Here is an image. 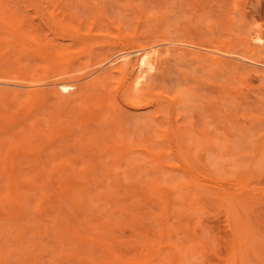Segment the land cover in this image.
Here are the masks:
<instances>
[{
    "label": "rangeland",
    "instance_id": "rangeland-1",
    "mask_svg": "<svg viewBox=\"0 0 264 264\" xmlns=\"http://www.w3.org/2000/svg\"><path fill=\"white\" fill-rule=\"evenodd\" d=\"M250 146L264 0H0V264H264Z\"/></svg>",
    "mask_w": 264,
    "mask_h": 264
},
{
    "label": "bare ground",
    "instance_id": "bare-ground-1",
    "mask_svg": "<svg viewBox=\"0 0 264 264\" xmlns=\"http://www.w3.org/2000/svg\"><path fill=\"white\" fill-rule=\"evenodd\" d=\"M262 38H263V37H262ZM194 45H195V44H194ZM197 47H198V46H197ZM198 48H199V47H198ZM164 50H167V49H164ZM167 51H168V50H167ZM158 52H159V50H157V49L154 50V49H153L152 52H151L150 54H152V55H154V54L158 55V54H159V55H160V52H159V53H158ZM163 53H164V52H163ZM166 53H167V52H166ZM166 53H165V54H166ZM169 53H170V52H169ZM169 53H168V54H169ZM156 55H155V56H156ZM159 55H158V56H159ZM166 56H167V55H166ZM104 57H105V56H104ZM104 57H103V58H104ZM166 58H167V57H166ZM210 58H212V60H214V62H217V63H222V61H223L222 58H221L220 56H213V55H211ZM148 59H149V58H148ZM148 59H147L146 61H149ZM105 60H106V58L103 59L102 61L104 62ZM161 60H162V59H161ZM99 62H100V61H99ZM103 62H102V64H103ZM115 62H116V61H115ZM100 63H101V62H100ZM100 63H99V64H100ZM112 64H113V63H112ZM145 64H146V67H148L147 65L149 64V62H148V64H147V63H145V60H144V63H142V65L144 66ZM149 65H150V64H149ZM149 68H150V67H149ZM113 69H115V68H113ZM113 69H112V70H113ZM116 69H117V68H116ZM140 69H141V67H140ZM142 69H144V67H143ZM108 70H109V69H108ZM145 70L148 71V68H146ZM141 71H142V70H141ZM99 72H100V71H99ZM104 72H106V74H107L108 71L105 70V71H103V73H100V74L94 76L93 81H92V80H91V81H92L93 83L96 82V84L99 85L97 82H98V81L100 82L101 79L104 78V76L106 75V74H104ZM137 72H138V71H137ZM142 72L145 73L144 71H142ZM142 72H141V73H142ZM97 73H98V72H97ZM146 73H148V72H146ZM146 73H145V74H146ZM134 74H135V73H134ZM143 75H144V74H143ZM133 76H134V75H133ZM135 76H136V75H135ZM138 76H139V74H138ZM144 76H145V75H144ZM144 76H143V77H144ZM146 76H147V75H146ZM130 77H131V76H130ZM141 77H142V75H141ZM141 77H140V78H141ZM138 78H139V77H138ZM138 78H137V77H135V78L133 77L131 80H129L130 82L127 83V85H128L127 88H128V90H129V91H128L129 94H130L131 92H132L131 94H133L132 97L128 98V101H129V99H131L133 102H135V103H132V101L130 102V103H132V105H134V106H135V104H137V106H139L142 102L145 101V97L142 98V99H144V100H142V99H140L142 95H140V94L138 95L137 93H133V91H132V90H134V88L136 87V85H139V84H136V83H140V82L142 81V80H139ZM144 79H145V78H143V80H144ZM103 81H104V80H103ZM79 83H80V82H79ZM74 84H75V83H74ZM77 84H78V83H77ZM88 84H90V82H89ZM91 84H92V83H91ZM102 84H103V82H102ZM135 84H136V85H135ZM100 85H101V84H100ZM91 86L93 87V88H92V87H91V88L95 90V88H94L95 85L93 86V84H92ZM64 87H65V86H62L61 88H58L56 91L53 92V94H55L56 96H60V95L63 96V95H65L66 97H68V94H71V93H73L74 91H78V90H82V89H84V88L81 89V87H80L79 84L76 85V86H73L72 88H69V89H68L67 86H66L67 89L64 88ZM69 87H71V86H69ZM43 88H44V87H43ZM43 88H41V87H40V89H35V88L33 89V88H31V90H30V89L28 90V93H29L28 95H29L30 97H32L33 99H39V100H43V99H44V100H45L46 96L49 94V92H51V90H49V89H48V90H45V89H47V88H45V89H43ZM86 88H87V87H86ZM102 88H103V87H102ZM136 88H137V87H136ZM136 88H135V89H136ZM123 90H124V89H123ZM99 92H100V91H99ZM125 92H126V91H125ZM60 93H61V94H60ZM77 93H78V92H77ZM129 94H128V95H129ZM94 96H95V95H94ZM100 96H101V95H100ZM130 96H131V95H130ZM174 96H175V97H174ZM174 96L172 97V98H173L172 101H171V100H170V101H166V102H168V103H171V106H169V104H166V106L168 105V106L170 107V108H169L170 110L173 109L172 106H173V107H175V105H178V106H179L180 103H181L180 100L178 99L180 103L175 104V103H177V100L175 101L174 98H175V99L178 98V97H177L178 95L176 94V95H174ZM128 97H129V96H128ZM142 97H143V96H142ZM90 98H91V97H90ZM172 98H171V99H172ZM135 99H139L140 102L136 101ZM180 99L183 100V98H181V96H180ZM141 100H142V101H141ZM153 100H155V99L150 100V104H151V102H152ZM182 100H181V101H182ZM98 101H99V100H98ZM174 101H175V103H174ZM147 102H148V101H147ZM153 102H154V101H153ZM153 102H152V103H153ZM156 102H157V101H156ZM160 102H162V101H159V104H161ZM172 102H173V103H172ZM163 103H164V102H163ZM182 103L184 104V102H182ZM142 104H143V103H142ZM146 104H149V103H146ZM157 104H158V102L156 103V106L160 108V106H158L159 104H158V105H157ZM172 104H175V105H172ZM181 105H182V104H181ZM181 105H180V106H181ZM161 106H162V105H161ZM163 106H164V105H163ZM166 106H165V107H166ZM157 107H156V109H157ZM167 108H168V107H166V109H167ZM160 109H161V108H160ZM158 110H159V109H158ZM170 110H168V111H170ZM173 110H174V109H173ZM159 111H161V110H159ZM171 112L173 113V111H171ZM166 113H167V114H165V115H166V118H167V117H170L169 112H166ZM172 113H171V114H172ZM167 115H169V116H167ZM175 122H176V121H175ZM176 124H177V122H176ZM176 124H175V125L173 124V125H174V131H173V129H172V133H171V131L169 132V128H166V129H164V130L162 131V133L160 134V135L162 136V139H163V140H167V141H166L167 143L170 142L169 144H171V142L174 141V140H175V142H176V140L179 141L178 139H175V138H176L175 136L178 135V134H179V135L177 136V138L181 136V137H180V141H183V140L186 141L187 135L191 134V133H188V132L186 133V131H184L185 129H182L183 125L181 126V124H180V125H179V124L176 125ZM175 127H176L177 129H176ZM161 129H162V128H161ZM156 131H157V130H156ZM168 132H169V133H168ZM173 139H174V140H173ZM152 140H153V139H152ZM171 140H172V141H171ZM185 141H184V142H185ZM253 141H254V140H253ZM253 143H255V142H253ZM158 146H160V145H158ZM169 146H170V145H169ZM253 146H254V145H253ZM170 147H172V145H171ZM250 147H251V146H250ZM250 147H249V148H250ZM94 148H95V147H94ZM252 148H253V147H251V149H252ZM96 150H97V149H96ZM252 150H253V149H252ZM249 152H253V154H252V153H249ZM160 153H161V155H159ZM165 153H167V152H165ZM247 153H249L250 155L252 154V155H251L252 157H250V155H249V157H248V158H251V160L248 159V158H246V159H247V163L251 162V164L249 163V166L251 165L252 168H259L260 166L264 165V154H263V153H264V149L261 148V149L259 150L258 147H255L253 151H251V150L249 149V151H248ZM152 154H153L152 157H154V156L156 157V156L159 155L158 157H156V160H157V161H155V162H156V164H157V162H158V164H160V165L162 166V164L164 163V160H162V161H163V163H162L161 158H159L160 156H161V157L163 156V155H162L163 153L161 152V150H160V152H159V150H157L156 153L153 151ZM154 154H155V155H154ZM155 157H154L153 160H155ZM199 157H200V156H199ZM248 161H249V162H248ZM207 162H208V161H206V164H207ZM158 166H159V165H158ZM163 166H165V165L163 164ZM249 166H248V167H249ZM163 168H164V167H163ZM248 169H249V168H248ZM184 171L187 172V170H184ZM251 172H252V169H251ZM248 173H249V172H248ZM189 174H190V173H189ZM192 180H193V179H192ZM192 184H193V183H192ZM67 186H68V185H67ZM62 187H63V186H62ZM67 188H68V187H67ZM64 189H65V188H64ZM169 201H170V200H169ZM164 203H165V202H164ZM168 203H169V202H168ZM235 203H236V202H235ZM163 205H164V204H163ZM165 205H166V203H165Z\"/></svg>",
    "mask_w": 264,
    "mask_h": 264
}]
</instances>
